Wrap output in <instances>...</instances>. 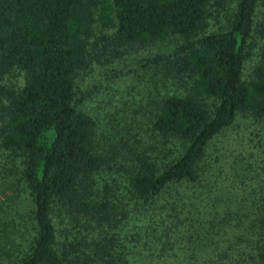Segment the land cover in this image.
Here are the masks:
<instances>
[{"label":"trees","instance_id":"16d2710c","mask_svg":"<svg viewBox=\"0 0 264 264\" xmlns=\"http://www.w3.org/2000/svg\"><path fill=\"white\" fill-rule=\"evenodd\" d=\"M261 1L0 0V194L25 199L31 216L30 228L21 215L6 221L29 232L25 244L8 238L11 264H264V179L228 203L208 196L217 187L204 177L240 115L264 120ZM211 2L229 17L204 33ZM98 32H110L100 49L113 66L132 46L179 39L161 81L174 89L93 117L79 90ZM143 61L148 74L164 60ZM17 70L19 88L6 79ZM120 144L130 158L116 159ZM117 162L126 196L99 180Z\"/></svg>","mask_w":264,"mask_h":264},{"label":"rangeland","instance_id":"374dc122","mask_svg":"<svg viewBox=\"0 0 264 264\" xmlns=\"http://www.w3.org/2000/svg\"><path fill=\"white\" fill-rule=\"evenodd\" d=\"M206 16L204 33H212L223 29L229 17L228 10L218 9L214 6V2H211L208 6ZM257 19L264 23V0L260 2ZM109 33L98 32L91 39L92 44L97 45L95 47L90 46V52L95 51V57L91 61V70H88L87 74L83 72V75H81L83 82L80 84L79 90L81 92L79 94L87 97L86 110L98 120L105 117L110 120L111 113L115 109H121L117 107L121 103L135 105L134 97L140 102L146 96H149V92L158 90L164 95L172 91L174 86L161 85L162 79L166 77V71L163 68L169 70L168 66L165 65V63H169L166 60L172 58L173 48L176 45H181L179 39H170L149 46H132L128 51V57L115 60L114 62H119V64L113 66V64H108L110 59L109 54L106 53L108 49H106V52L100 49L106 44L102 37ZM260 44L258 40L257 47L245 64L244 79L249 78L259 63ZM156 56H160L164 60L163 67L161 66L162 68L154 71L155 73H144L143 60ZM23 78V73L17 70L9 74L6 79L9 84L19 88L23 86ZM176 80L175 84L178 92H183L185 84ZM130 89L132 91L129 95H127L128 93L124 94ZM121 94L123 95L119 102L116 97H121ZM111 98L112 102H110ZM101 129L104 128L101 127ZM118 148L120 150L118 152L119 157L114 154L117 160L130 158L127 149L122 148V144ZM207 164L209 169L204 177L207 182L211 183V186L215 185L217 187L214 193L208 195L209 197L214 196L216 193L228 203H234L236 199L244 198L253 189L252 187L256 186L255 183L260 182L259 179H264V120L250 114L240 115L236 123L213 142L208 153ZM124 176L125 172H122L120 164L117 162L113 163L110 169H106L99 180L102 183L106 179L113 188L116 187L117 183L122 188H116L118 190L117 195L121 196L124 193V196H126V192L123 190L126 184ZM10 198L11 194L9 192L0 194V264H11V260H13L12 257L8 258L6 254L8 238L10 243L17 239L25 244L29 234L27 232L26 237L11 234L12 227L6 221L17 219V215H21L25 221L27 220L26 228L31 227L30 206L26 204L25 199L11 202ZM143 260L140 264H158L155 261L147 262L149 259Z\"/></svg>","mask_w":264,"mask_h":264}]
</instances>
